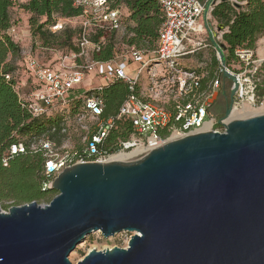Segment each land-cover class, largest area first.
I'll list each match as a JSON object with an SVG mask.
<instances>
[{
	"label": "water",
	"instance_id": "1",
	"mask_svg": "<svg viewBox=\"0 0 264 264\" xmlns=\"http://www.w3.org/2000/svg\"><path fill=\"white\" fill-rule=\"evenodd\" d=\"M209 39L224 67V44ZM222 76L234 83L228 117L237 79ZM224 128L65 168L48 203L0 209V264H71L96 231L133 234L126 248L92 249L77 264H264V113Z\"/></svg>",
	"mask_w": 264,
	"mask_h": 264
},
{
	"label": "built area",
	"instance_id": "2",
	"mask_svg": "<svg viewBox=\"0 0 264 264\" xmlns=\"http://www.w3.org/2000/svg\"><path fill=\"white\" fill-rule=\"evenodd\" d=\"M155 1L164 20L158 30L156 46L149 52L125 43L123 53H116L110 60L91 58L92 52L98 51L103 42V37L97 43L90 39L92 27L123 34L127 24L122 10L112 7L108 0H74V5L83 10L79 51L65 56L57 67L46 66L31 53L22 51L23 72L31 80L30 83L21 81L16 87L20 89L22 108L31 117L49 114L51 111L62 112L61 132L65 133L69 122H72L84 133L83 143L78 148L60 147L42 134L35 137L28 146L23 143L11 144L1 159L3 165H7L14 155L39 153L46 178L42 189H50L54 178L72 165L107 163L116 155L134 149L144 151L173 138L203 131L204 127L223 132L230 115L239 114L244 106L254 109L264 104L263 93L258 92L260 81L257 77L264 56L255 58L252 50L236 49L235 59L229 66L223 67L211 44L209 35L214 37L216 43H220L227 31L226 26L219 30V24L212 17V11L221 0ZM229 1L237 5L245 3V0ZM62 27V19L58 18L50 30L56 32ZM12 32L14 29H11ZM203 48H211L218 60L217 69L205 85L201 83L203 77L193 69H185L179 62L181 58ZM159 64L162 65V78L170 73L178 74L173 86L179 92L180 99L168 107L145 99L139 91V80L143 72L146 70L150 80L154 81L156 76L153 70ZM223 69H227L237 79L228 117L223 116L224 111L220 114L214 111L217 98L225 87L224 82H227L229 91L234 87L231 80L222 76ZM87 77L98 78L99 83L83 92L81 104L72 115L71 103L77 97L75 87L84 83ZM5 78L9 79L10 76L6 75ZM116 80L128 85L129 94L117 114L105 118L104 103L97 91ZM122 118L131 124L130 135L127 139H119L113 147H105L104 141L109 130L116 120Z\"/></svg>",
	"mask_w": 264,
	"mask_h": 264
},
{
	"label": "trees",
	"instance_id": "3",
	"mask_svg": "<svg viewBox=\"0 0 264 264\" xmlns=\"http://www.w3.org/2000/svg\"><path fill=\"white\" fill-rule=\"evenodd\" d=\"M108 1L112 7H118L124 13L127 24L122 34L123 43L134 45L146 52L153 50L156 46L159 27L164 20L158 3L155 0ZM13 4V0H0V203L6 210L12 205L31 201L48 203L57 194L54 189H42V183L46 178L43 175V160L39 153L17 154L9 160L7 165L2 164L1 159L10 145L23 143L28 146L35 137L42 134L59 145L73 127H76L69 122L65 133H62L60 127L63 119L62 112L51 111L49 114L31 117L22 108L20 89L16 87L22 80L19 73L20 71L22 73L24 63L22 48L10 33L15 27L11 18ZM20 7L30 14L29 24L32 35L42 40L41 48L58 50L64 55L79 51L82 24L77 28L63 25L61 30L56 31L60 32L59 34L50 30V26L58 18L81 17L83 19V10L74 5V0H26ZM212 17L219 25L227 27L221 42L225 46L224 55L227 66L235 59L236 49H249L255 53L258 39L264 37V0H245L243 5L221 0L212 11ZM41 18L44 19L41 20ZM117 33L119 32L92 27L89 32L90 39L97 43L103 37V42L98 51L92 52L91 58L99 61L113 58L118 51L114 42ZM212 52L214 54L211 62L213 69L202 79L203 85L213 76L218 67V60L213 50ZM6 75L10 78L6 79ZM28 80L30 83V78ZM260 91L261 86L258 88V92ZM83 92H77V97L71 103L70 114L73 115L80 106ZM97 93L104 103L103 117L108 118L117 114L121 103L129 94V87L125 82L116 80ZM220 95L226 100L222 110L224 111L229 102L224 88ZM131 131L132 127L128 120L123 118L116 120L108 132L104 146L113 147L119 139H127Z\"/></svg>",
	"mask_w": 264,
	"mask_h": 264
},
{
	"label": "rangeland",
	"instance_id": "4",
	"mask_svg": "<svg viewBox=\"0 0 264 264\" xmlns=\"http://www.w3.org/2000/svg\"><path fill=\"white\" fill-rule=\"evenodd\" d=\"M13 2L14 4L11 7V18L12 23L15 27L14 32H12L11 34L13 35L14 40L17 41V43L20 45L22 51L31 53L40 62L43 61L45 62V64L50 65V67H57L59 63L62 62V59L69 54L64 55L61 53V51L58 50H45L44 48H41L42 40L38 36L32 35V28L29 24L30 14L20 7V5L26 2V0H13ZM43 19L44 18H41V20ZM82 20L83 19L79 17L71 19H62V22L64 26L77 28L81 25ZM59 33L60 32H56V34ZM114 42L115 47L118 50L117 53L118 55H120L121 53H123L125 44L123 43L121 33H117ZM263 45L264 37H261L256 43L255 58L262 57L258 53V48ZM213 56L214 54L211 48H203L197 50L194 54H191L188 57L181 58L179 62L185 69H193L201 77L205 78L208 73L211 72L213 69V65L211 64ZM161 66V64L156 65L155 69L153 70V73H155L156 76L154 77V81L150 80V78L148 77L149 74L146 70L143 72L139 80V91L145 99H149L156 104L168 107L171 106L174 101L180 99L179 92L173 86L178 74L175 72L167 75L165 74L166 77L162 78L160 73ZM162 74L164 73L162 72ZM19 76L20 78H22V82L29 83L28 76L23 71L22 73L20 71ZM257 77L259 78L261 86V91L259 93L262 94L263 92L262 95L264 97V62H262L261 66L258 67ZM88 83L89 82H84L76 86L75 91L82 93L83 91H87L90 86H95L94 81L90 84ZM224 86V90L228 97L229 89L227 82H224ZM151 87H155V89L152 90ZM77 92L75 93L77 94ZM225 103V98L219 94L215 104L216 108L214 111L220 114L225 106ZM251 110H253L254 112L250 115L264 113V104L262 106H259L258 108L255 107ZM242 116L244 115L237 116L235 118ZM83 137L84 133H82L76 127H73V130H71L68 136L64 137V139L60 141L59 145L60 147L66 148H78L83 143ZM39 204H45V202H39ZM8 205L10 206V203H8ZM0 209L2 211H6V209L3 208L2 203H0ZM132 234L133 232L122 231L113 236H109L108 238H104L99 231H96L86 236L84 240L80 242L72 252H70V254L68 255V259L71 264H77V262L81 260L84 255L92 249L104 250L112 248L114 246L125 248L127 247L128 241Z\"/></svg>",
	"mask_w": 264,
	"mask_h": 264
},
{
	"label": "bare ground",
	"instance_id": "5",
	"mask_svg": "<svg viewBox=\"0 0 264 264\" xmlns=\"http://www.w3.org/2000/svg\"><path fill=\"white\" fill-rule=\"evenodd\" d=\"M258 53L260 56H264V45L258 48ZM254 111L249 109L248 106H244V108L242 109V111L239 114H232L228 117V121H231L233 119H240V118H246L255 114L250 115L251 113H253ZM258 112V111H257ZM244 115L242 117H238L235 118L237 116H241ZM202 130H207V127H204ZM141 152H143L142 149H134L128 153H123V154H119L116 155L114 157L111 158L112 161H126V160H130L135 158L136 156H138Z\"/></svg>",
	"mask_w": 264,
	"mask_h": 264
},
{
	"label": "crops",
	"instance_id": "6",
	"mask_svg": "<svg viewBox=\"0 0 264 264\" xmlns=\"http://www.w3.org/2000/svg\"><path fill=\"white\" fill-rule=\"evenodd\" d=\"M97 79L98 78L87 77L84 82H89L88 84H90V83H92L94 81L95 82V85H97L99 83V80H97Z\"/></svg>",
	"mask_w": 264,
	"mask_h": 264
},
{
	"label": "flooded vegetation",
	"instance_id": "7",
	"mask_svg": "<svg viewBox=\"0 0 264 264\" xmlns=\"http://www.w3.org/2000/svg\"><path fill=\"white\" fill-rule=\"evenodd\" d=\"M229 94H230V91H229V93H228V98H229Z\"/></svg>",
	"mask_w": 264,
	"mask_h": 264
}]
</instances>
